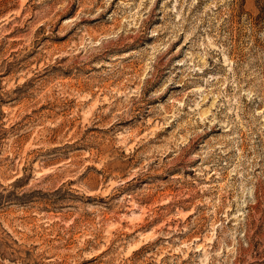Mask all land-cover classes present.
<instances>
[{
    "label": "rangeland",
    "instance_id": "rangeland-1",
    "mask_svg": "<svg viewBox=\"0 0 264 264\" xmlns=\"http://www.w3.org/2000/svg\"><path fill=\"white\" fill-rule=\"evenodd\" d=\"M0 264H264V0H0Z\"/></svg>",
    "mask_w": 264,
    "mask_h": 264
}]
</instances>
